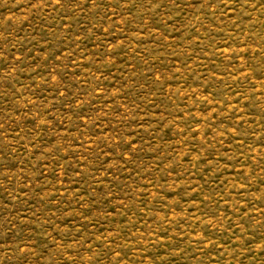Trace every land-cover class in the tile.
<instances>
[{
    "label": "rangeland",
    "instance_id": "rangeland-1",
    "mask_svg": "<svg viewBox=\"0 0 264 264\" xmlns=\"http://www.w3.org/2000/svg\"><path fill=\"white\" fill-rule=\"evenodd\" d=\"M0 264H264V0H0Z\"/></svg>",
    "mask_w": 264,
    "mask_h": 264
}]
</instances>
